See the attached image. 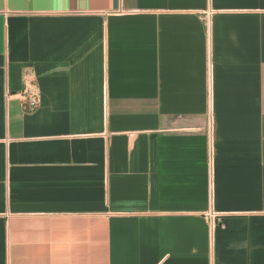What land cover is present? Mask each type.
Returning a JSON list of instances; mask_svg holds the SVG:
<instances>
[{"label":"crops","instance_id":"crops-1","mask_svg":"<svg viewBox=\"0 0 264 264\" xmlns=\"http://www.w3.org/2000/svg\"><path fill=\"white\" fill-rule=\"evenodd\" d=\"M0 264H264V0H0Z\"/></svg>","mask_w":264,"mask_h":264},{"label":"built area","instance_id":"built-area-1","mask_svg":"<svg viewBox=\"0 0 264 264\" xmlns=\"http://www.w3.org/2000/svg\"><path fill=\"white\" fill-rule=\"evenodd\" d=\"M24 81L27 83L25 88L20 93L23 109L27 112L33 111L37 108L40 100V93L37 83L35 81H27L26 76ZM213 213L209 214V224L212 227Z\"/></svg>","mask_w":264,"mask_h":264}]
</instances>
